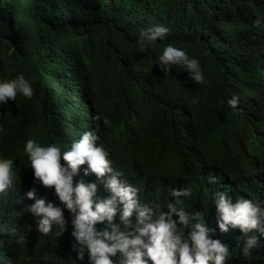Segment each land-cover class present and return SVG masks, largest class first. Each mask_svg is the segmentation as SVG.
Returning a JSON list of instances; mask_svg holds the SVG:
<instances>
[{
	"label": "trees",
	"instance_id": "1",
	"mask_svg": "<svg viewBox=\"0 0 264 264\" xmlns=\"http://www.w3.org/2000/svg\"><path fill=\"white\" fill-rule=\"evenodd\" d=\"M156 24L168 27L165 40L139 48L137 29ZM165 43L197 58L207 83L182 65L164 73L156 57ZM21 75L33 80L32 97L0 106V155L19 176L0 193V222L17 229L0 236V264H86L70 251V225L43 235L23 210L29 189L59 202L34 182L22 147L34 139L63 149L93 125L112 168L154 211L186 187L181 205L207 213L211 235L229 245L226 264H264V245L244 255L239 229L218 230L212 202L221 191L264 203V0H0V82ZM233 94L234 108L225 102ZM80 179L95 176L80 172L73 184Z\"/></svg>",
	"mask_w": 264,
	"mask_h": 264
},
{
	"label": "clouds",
	"instance_id": "2",
	"mask_svg": "<svg viewBox=\"0 0 264 264\" xmlns=\"http://www.w3.org/2000/svg\"><path fill=\"white\" fill-rule=\"evenodd\" d=\"M252 24L260 27L262 21L257 17ZM168 31L164 24L140 27L135 42L143 49L157 40L164 41ZM156 60L164 73H168L169 65H182L192 82L207 83L198 59L171 43L163 45ZM32 95L33 80L23 75L0 82V106L15 103L18 96ZM198 102V98L191 101ZM225 102L234 108L239 102L238 95L225 97ZM92 119L108 123L99 114ZM96 133L97 126L93 125L63 149L56 142L24 141L22 152L30 164L34 182L51 188L59 202L46 203L43 197L36 198L33 189L24 192L23 198L33 202L23 210L33 217L36 230L46 235L55 228L53 235L58 236L70 225V251L75 253L76 260H86V264H226L229 245L211 235L213 230L205 222L207 213L188 212L181 205L180 198L189 195L188 188H172L167 193L171 199L163 205L165 210L154 211L143 199L140 188L112 168L113 156L97 143ZM82 165L85 167L81 169ZM80 172L83 176L94 174L95 180L80 179L73 184ZM208 180L216 183L217 177L209 176ZM17 183L14 159L0 155V193ZM101 188L107 195L99 194ZM21 199L18 197L17 202ZM212 202L218 230L226 233L239 229L242 234V254L249 255L251 249L264 245V203L243 196L233 199L221 191L212 194ZM16 231L0 222V236ZM23 239L19 236L17 242Z\"/></svg>",
	"mask_w": 264,
	"mask_h": 264
}]
</instances>
